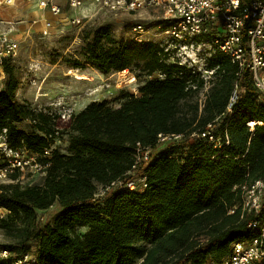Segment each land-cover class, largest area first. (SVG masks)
Returning a JSON list of instances; mask_svg holds the SVG:
<instances>
[{"label":"trees","instance_id":"16d2710c","mask_svg":"<svg viewBox=\"0 0 264 264\" xmlns=\"http://www.w3.org/2000/svg\"><path fill=\"white\" fill-rule=\"evenodd\" d=\"M115 43L109 25L92 29L71 67L91 65L104 75L136 67L146 81L138 94H124L118 107L91 102L67 121L19 103V79L9 64L15 58L4 60L0 136L48 167L41 183L22 186L16 181L23 173L15 170L12 182L0 184V228L10 238L0 247L10 253L0 264L27 254L31 264H206L230 257L234 242L256 235L249 224L262 220L264 209L242 208V185L264 177V102L251 73L238 78L237 65L217 52L211 59L217 76L201 103L204 82L192 78L197 88H190L191 74L170 62L158 42L129 37ZM237 83L238 98L228 112ZM250 121L261 124L252 131ZM209 124L224 142L227 133L229 144L190 139ZM64 133L67 153L54 148ZM161 133L185 138L159 149L139 170L147 187L115 186L99 195L100 188L129 179L137 144L155 148ZM40 212L47 213L41 225Z\"/></svg>","mask_w":264,"mask_h":264},{"label":"built area","instance_id":"2783aa9c","mask_svg":"<svg viewBox=\"0 0 264 264\" xmlns=\"http://www.w3.org/2000/svg\"><path fill=\"white\" fill-rule=\"evenodd\" d=\"M34 2L38 8L49 10L51 14L60 18L63 14L62 6L57 0H26ZM16 0H0V6L12 5ZM86 4H92L105 9L115 15L134 14L142 10H156L160 12L162 21L158 28L162 29L171 41L159 42L167 53L168 60L179 66L185 67L191 74L188 85L196 89L195 78L204 82V89L200 91L201 103L212 82L216 79L218 66H211V59L217 52L226 54L232 63L238 67L237 76L240 78L242 71L251 73L253 84L257 90L258 101L264 102V0H68L69 10L74 11L67 22L76 28L83 26L85 14L77 11ZM54 24L46 19L41 28L45 35L50 33ZM154 25L135 24L130 33L136 35L145 33ZM139 39V38H138ZM175 43V44H174ZM20 51V43L8 34L0 35V79L5 78L3 62L6 58H16ZM127 71V70H125ZM124 72V71H122ZM156 76L164 78L165 75L157 73ZM135 80V77L133 78ZM239 94V84L235 85L233 96L227 107L231 112L232 105ZM63 119L67 116L62 114ZM70 117V116H69ZM261 122L250 121L248 126L254 130V126ZM184 134H159L157 146H143L137 144L135 163L128 172L131 176L125 181L112 182L105 188H100L99 195L110 191L115 186H122L132 190H142L147 187L146 176H140L139 170L147 165L154 154L169 144L180 142ZM200 138L208 145L222 147L229 144L228 134L225 133V142L214 133V126L209 124L205 130L193 133L190 139ZM2 154L6 163L0 165V181H4L15 170L24 174L26 170L46 174L48 164L37 160V156H29L27 152L13 149L6 143L2 136L0 142ZM52 148L45 150L44 155L49 156ZM242 208L247 212L260 213L264 209V177L251 185H242ZM236 208V207H235ZM231 212H234L232 209ZM5 212L0 209L1 217ZM250 228L257 229L256 235L247 240L236 241L232 246L230 257L221 262L209 260L206 264H261L264 260V218L253 221ZM7 250H0V258L9 257ZM31 254L25 255L15 264L33 263Z\"/></svg>","mask_w":264,"mask_h":264},{"label":"rangeland","instance_id":"374dc122","mask_svg":"<svg viewBox=\"0 0 264 264\" xmlns=\"http://www.w3.org/2000/svg\"><path fill=\"white\" fill-rule=\"evenodd\" d=\"M63 8L60 18L52 17L38 8L34 2L16 0L12 5L0 6V35L8 34L20 43L18 56L9 64L15 69L19 79L16 99L35 110H43L59 115L66 114L67 121L72 114L84 109L91 102L109 101L118 107L124 94H138L139 87L146 81L145 73L134 67L132 70L102 74L91 65L73 68L70 63L82 52L86 33L94 28L109 25L116 45L129 37L135 24L154 25L150 30L136 35L139 40L162 42L171 41L170 37L159 29L162 21L160 12L142 10L134 14L115 15L92 4H86L77 12L85 14L81 28L67 22L75 12L69 10L66 0H58ZM49 19L54 26L50 33L41 32L44 21ZM175 44V43H174ZM135 77V80L133 79ZM6 78L0 79V90L4 88ZM28 121L20 124L26 128ZM2 136H0V142ZM69 133L59 135L54 148L62 153L68 152ZM3 163L0 147V164ZM15 173V172H14ZM22 186L41 183L43 175L30 170L16 182ZM12 182L10 175L0 184ZM47 213H39L40 225L46 220ZM85 229L81 228L80 233ZM10 242V238L0 228V247Z\"/></svg>","mask_w":264,"mask_h":264},{"label":"crops","instance_id":"0c3cea01","mask_svg":"<svg viewBox=\"0 0 264 264\" xmlns=\"http://www.w3.org/2000/svg\"><path fill=\"white\" fill-rule=\"evenodd\" d=\"M67 1L68 0H66V3H67ZM57 2L59 3V1L57 0ZM60 4V3H59ZM61 5V4H60ZM40 9V8H39ZM41 11H42V13L44 14V12L45 13H47V14H50L52 17H55V16H53L52 14H51V12L49 11V10H42V9H40ZM55 18H57V17H55Z\"/></svg>","mask_w":264,"mask_h":264}]
</instances>
